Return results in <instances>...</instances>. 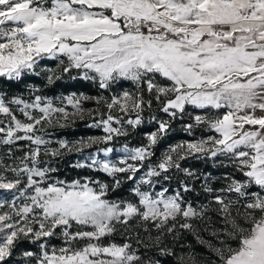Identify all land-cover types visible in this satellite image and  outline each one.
Instances as JSON below:
<instances>
[{
	"label": "snow or ice",
	"instance_id": "1",
	"mask_svg": "<svg viewBox=\"0 0 264 264\" xmlns=\"http://www.w3.org/2000/svg\"><path fill=\"white\" fill-rule=\"evenodd\" d=\"M0 78V264H264V0H0Z\"/></svg>",
	"mask_w": 264,
	"mask_h": 264
},
{
	"label": "trees",
	"instance_id": "2",
	"mask_svg": "<svg viewBox=\"0 0 264 264\" xmlns=\"http://www.w3.org/2000/svg\"><path fill=\"white\" fill-rule=\"evenodd\" d=\"M46 66L53 67L55 66V61L52 60H45ZM77 74L75 72L70 73L68 75H65L61 81H58L55 86H53L51 89L45 88L44 92L46 94H52V95H62V94H69L71 92H84L88 94H95L96 89L95 87L90 84L89 82L82 81L79 79L73 80L70 77L76 76ZM32 82L35 83L37 86H41L42 84V77L37 78L33 77ZM124 85H130V82H124ZM0 86L9 88L11 91H16V88L14 85H10L8 81L4 80L3 78H0ZM174 131L170 134L168 138H166L158 147H163L164 145H168L171 143V141L176 140H186L189 137H187L186 134H184L179 127L178 123H174L173 125ZM151 128H146V126L141 127L137 132L138 134L143 135L144 132L149 131ZM74 135H84L85 133H89V128H81L79 130H76L74 132ZM72 135V134H71ZM143 137V136H141ZM143 141V138L142 140ZM130 143L135 145L142 142H135L133 140H130ZM60 167V176L62 178L67 179H73L80 175H97V173H89L86 169H74L71 164V160L69 159H63V161L59 164ZM184 168H188L193 170L198 176L201 177V180H198L196 182L197 189L199 190L200 183L202 182L203 176L210 175L213 177L211 183L213 187H220L224 181L220 179L224 173L230 172L231 168L222 167L220 166L219 162H214L210 159H204L200 157L190 158L187 164L184 166ZM177 179H182V174H175ZM174 186L176 185V180ZM173 186V185H172ZM185 240L188 244H191L193 248L198 251L202 252L204 251L199 245L196 244L195 239L187 235L185 236ZM117 241L119 242V238H117ZM24 247L27 248L29 245L26 243L24 244Z\"/></svg>",
	"mask_w": 264,
	"mask_h": 264
},
{
	"label": "rangeland",
	"instance_id": "3",
	"mask_svg": "<svg viewBox=\"0 0 264 264\" xmlns=\"http://www.w3.org/2000/svg\"><path fill=\"white\" fill-rule=\"evenodd\" d=\"M56 63V62H55ZM42 64L44 65V66H46V63L43 61L42 62ZM55 66H56V64H55ZM55 66H53L52 68H54ZM47 67H49V66H47ZM124 88L125 89H128V90H133V85L131 84V82H130V85H124ZM64 95H66V94H64ZM58 96V95H57ZM166 118V117H165ZM86 125V122L85 121H77L73 126H71V127H69V128H66V129H63V130H60V132L58 133V135H63V136H66L68 139H70V140H72V139H76V138H78V137H81V136H85V135H95V134H100L99 132H98V130H95V129H91V128H89V133H85L84 135H74L75 133V131L76 130H79V129H81V128H88V127H86L85 126ZM144 126H146V128H152L153 127V125H150V124H145ZM72 134V135H71ZM141 136H143V135H141ZM140 136V134H138V132L135 134V135H133L131 138H130V140H133V141H135V142H144V138L143 137H141ZM142 138H143V141H141L142 140ZM176 141H180V140H176ZM176 141H171V143H174V142H176ZM167 145H164L163 147H160V148H158V149H156V152H157V155H159L160 153H161V151L166 147ZM195 157H197V156H190L188 159H186V160H183V161H181V167L182 168H184V166L187 164V162L189 161V159L190 158H195ZM64 159H69V160H71V164H74L75 162H76V160L77 159H80V157L78 156V155H76V154H70V155H67V156H65V158ZM218 162V161H217ZM174 184H175V181L173 180L172 181V185L174 186Z\"/></svg>",
	"mask_w": 264,
	"mask_h": 264
}]
</instances>
